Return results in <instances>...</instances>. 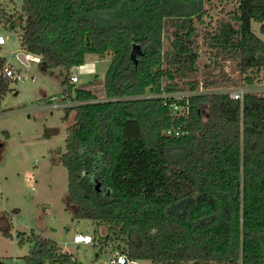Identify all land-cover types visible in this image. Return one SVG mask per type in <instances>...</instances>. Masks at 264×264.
<instances>
[{"label":"trees","instance_id":"obj_1","mask_svg":"<svg viewBox=\"0 0 264 264\" xmlns=\"http://www.w3.org/2000/svg\"><path fill=\"white\" fill-rule=\"evenodd\" d=\"M9 1L21 3L20 13L2 10L0 18L22 27L23 49L42 70L69 75L89 54L111 58L108 101L62 82L79 104L63 118L75 111L60 157L66 203L77 219L109 230L91 243L102 250L113 241L130 260L153 264H264V96L247 92L240 101L204 92L179 102L187 107L180 116L172 99L143 98L177 91L165 83L175 79L163 68L165 20L200 15L204 0ZM237 3L233 21L212 39L235 51L252 84L247 74L264 69V42L252 31L258 22L264 34V0ZM9 80L0 75V99ZM170 129L186 134L168 136ZM17 238L31 245L25 264H79L54 240Z\"/></svg>","mask_w":264,"mask_h":264},{"label":"rangeland","instance_id":"obj_2","mask_svg":"<svg viewBox=\"0 0 264 264\" xmlns=\"http://www.w3.org/2000/svg\"><path fill=\"white\" fill-rule=\"evenodd\" d=\"M20 8L19 1L0 0V11L13 15L19 14ZM237 8V0H204L200 15L165 20L163 68L175 76L172 82L166 79V84H175L177 92L184 95L191 94V88L195 87V91L221 94L243 89L264 96V69L259 75L249 72L253 83L248 84L247 76L239 70L235 51L224 49L212 39L221 33L222 26L233 21ZM181 21L183 27H174ZM5 24L0 18V30L6 39L0 51L3 64L0 75L7 68L14 71L16 78L9 80L0 99L4 114L0 119V264H25L23 257L29 255L31 245L28 242L19 245V233L56 241L79 264H110L117 243L109 241L100 250L92 243L74 242L77 235L106 240L109 230L102 224L77 219L76 208L67 206L68 173L60 157L66 152L67 129L74 123L75 111L70 112L67 121L63 118L67 110L79 105L69 99L62 82L76 73L80 79L74 85L77 89L91 91L97 102L108 101L104 81L111 58L89 54L85 63L72 69L69 75L62 69L44 71L38 62L19 59L20 54L31 56L22 46V27ZM260 28V23L252 22L253 33L264 42ZM152 95L155 94L149 92L143 98L151 99ZM52 98L70 106L51 110ZM5 222L11 237L4 235ZM136 264L153 263L141 260Z\"/></svg>","mask_w":264,"mask_h":264},{"label":"built area","instance_id":"obj_3","mask_svg":"<svg viewBox=\"0 0 264 264\" xmlns=\"http://www.w3.org/2000/svg\"><path fill=\"white\" fill-rule=\"evenodd\" d=\"M6 44V39L2 35V31L0 30V46L2 47L3 45ZM30 55V54H29ZM33 61V62H38L40 63V58L37 56H25V61ZM77 67H74L73 69H76ZM5 76L9 79H15V73L12 69H5ZM69 82L72 85H76L80 82L79 76L76 73H71L69 77ZM204 93V91H192L191 94L184 95L180 94L177 91L176 92H165L163 91L161 94L158 95H152L153 97L151 98H162L165 101V104L167 103L168 100L172 99L174 102L171 104V107L173 108V111L175 114L178 116L184 115L186 113L187 107L180 106L178 103L182 102L183 100L187 99L190 96L196 95V94H201ZM245 90L243 89H238L234 90L228 93V95L234 99V100H240L242 101L244 98ZM65 99V98H63ZM70 105L69 103H66L62 101L61 99L58 100L57 98H52L51 99V105L50 109L51 110H57L61 108H68ZM4 116L3 112L0 109V119ZM165 134L168 136H184L186 134L185 131H181L180 129H170L165 131ZM74 242L76 244H90L91 243V238L89 236H75ZM110 264H136V261L130 260L126 255L121 254L119 251H115V253L112 256V259L110 260Z\"/></svg>","mask_w":264,"mask_h":264},{"label":"crops","instance_id":"obj_4","mask_svg":"<svg viewBox=\"0 0 264 264\" xmlns=\"http://www.w3.org/2000/svg\"><path fill=\"white\" fill-rule=\"evenodd\" d=\"M50 129V128H49ZM52 131V130H51ZM54 134V133H53ZM50 135V134H49ZM3 229H5L6 231H8V229H9V226H8V224H7V222H5L4 224H3ZM88 236V235H87ZM90 237V236H89ZM91 238V237H90Z\"/></svg>","mask_w":264,"mask_h":264},{"label":"water","instance_id":"obj_5","mask_svg":"<svg viewBox=\"0 0 264 264\" xmlns=\"http://www.w3.org/2000/svg\"><path fill=\"white\" fill-rule=\"evenodd\" d=\"M19 59L22 61V62H25V56L23 54H20L19 55ZM150 93H152V90L149 91Z\"/></svg>","mask_w":264,"mask_h":264}]
</instances>
